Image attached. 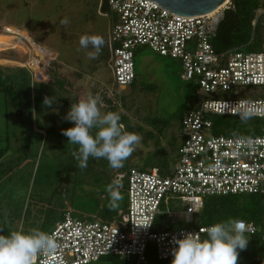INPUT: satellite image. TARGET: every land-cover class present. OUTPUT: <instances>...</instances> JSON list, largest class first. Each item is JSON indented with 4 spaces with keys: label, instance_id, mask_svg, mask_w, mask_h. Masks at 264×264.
<instances>
[{
    "label": "rangeland",
    "instance_id": "374dc122",
    "mask_svg": "<svg viewBox=\"0 0 264 264\" xmlns=\"http://www.w3.org/2000/svg\"><path fill=\"white\" fill-rule=\"evenodd\" d=\"M100 7L101 0H0V153L7 152L0 160V224L7 234L33 228L49 234L69 208L81 221H103L99 214L110 204L106 188L117 175L131 169L169 168L179 161L184 108L197 104L198 86L182 79L179 60L140 48L135 54L136 84L121 97L110 96L109 36L115 17L111 13L110 18L102 17ZM65 18L66 25L61 23ZM85 35L104 40L96 59L88 56L94 51L91 45L85 49L79 44ZM32 57L46 67L37 75L27 70ZM6 75L18 80V89L8 87ZM234 92L240 100L261 98L257 87H239ZM234 92L230 99L235 98ZM89 94L101 98L102 115L110 110L118 113L124 131L142 137L120 169L91 157L87 168L80 169L72 156L77 146L62 134L74 127L65 120L71 104ZM45 97L56 102L45 106ZM254 124L259 123L248 120L244 128L248 131ZM123 186L119 206L127 201ZM180 209L177 203L169 207ZM258 253L259 246L249 238L238 264H248Z\"/></svg>",
    "mask_w": 264,
    "mask_h": 264
},
{
    "label": "built area",
    "instance_id": "2783aa9c",
    "mask_svg": "<svg viewBox=\"0 0 264 264\" xmlns=\"http://www.w3.org/2000/svg\"><path fill=\"white\" fill-rule=\"evenodd\" d=\"M228 4L208 15L180 16L152 0H101L99 14L115 17L109 36L110 96L121 97L134 84L135 54L149 48L161 57L179 60L182 79L198 86L199 98L196 108L183 118L179 161L169 174L131 169L117 175L116 182L127 185L125 212L111 222L81 221L67 213L50 233L60 247L51 254H38L33 264H95L104 258L147 264L149 253L159 261H172L174 238H183L181 233L207 236L203 229L208 227L195 225L207 198L258 195L264 206V34L257 52L217 53L213 41L225 12L232 9ZM260 21L264 29V8L256 11L255 25ZM45 69L36 57L27 68L31 75ZM239 87H257L261 98L240 100L234 92ZM232 92L235 98L230 99ZM244 102L259 109L253 119L263 125L249 129L247 136L217 135L213 118H239L236 109ZM176 203L181 209L169 210ZM162 217L165 221L160 222ZM168 221L171 229L166 227ZM244 231L247 236L258 233L247 223Z\"/></svg>",
    "mask_w": 264,
    "mask_h": 264
},
{
    "label": "clouds",
    "instance_id": "9594fccd",
    "mask_svg": "<svg viewBox=\"0 0 264 264\" xmlns=\"http://www.w3.org/2000/svg\"><path fill=\"white\" fill-rule=\"evenodd\" d=\"M61 23L68 24L67 18ZM79 44L85 49L91 45L94 51L89 52L88 56L96 59L104 40L100 36L85 35L80 37ZM100 101L98 95L89 94L86 100L71 104L65 116V120L73 122L74 127L64 130L62 134L69 139V144L77 146L72 156L80 169L87 168L90 157L105 159L110 168L120 169L142 140L138 133L124 131L118 113L108 112L102 115ZM55 102L52 97H45L43 104L50 107ZM224 108H229L228 104L224 103ZM235 114H238L241 122H247L259 115V109L250 102H244L242 107L236 109ZM94 129L97 130L95 133ZM121 187L122 184L118 181L107 186L110 209L119 206L122 200L119 192ZM203 231L207 233L204 239H201L199 233H181L183 238H174L173 242L177 247L171 253L172 264H238L240 252L249 243V236L244 231V221L228 219ZM59 247L52 235L38 228L27 232L13 231L9 235H0V264H33V258L38 254H51Z\"/></svg>",
    "mask_w": 264,
    "mask_h": 264
},
{
    "label": "trees",
    "instance_id": "16d2710c",
    "mask_svg": "<svg viewBox=\"0 0 264 264\" xmlns=\"http://www.w3.org/2000/svg\"><path fill=\"white\" fill-rule=\"evenodd\" d=\"M231 3L232 9L225 12L224 19L219 26L217 38L213 41L216 52L225 53L234 49H241L246 52H257L261 50L264 29L262 22L260 21L257 25H255V20L256 11L259 8H264V0H231ZM6 78L9 80V82H11L8 85L9 88L14 87L18 89L17 79L12 78L10 75H6ZM136 81L137 75L132 86L136 84ZM195 108L196 103L186 105L184 108L185 114L183 118ZM109 112L113 111L110 110ZM250 120H256L257 123L263 125V121L260 119L252 118ZM213 122L215 126V133L217 135L231 137L250 135V133L247 132L246 127L244 128L245 122H241L238 117L220 116L215 118ZM6 153V150L0 153V160ZM153 169H159L162 175H167L169 174L171 167L164 169L157 167ZM1 178L2 177L0 176V179ZM126 187L127 185L124 184L123 188L126 189ZM109 206L110 204H107L106 207L101 210V213L99 214L100 217L98 218L107 222L115 220L125 212L127 208V201L123 202L121 206H118L115 209H110ZM69 210L64 212L63 219L67 213L72 214V212ZM228 219L242 220L244 223L253 224L258 229V233L256 235L249 236V238L252 245L259 246V253L257 258H252L248 264H264L263 198L258 195L209 197L205 200V205L202 212L196 216L195 225L200 227H210L216 223ZM159 221H165V217L160 218ZM166 227L168 229L172 228L169 224V221L167 222ZM0 235H9L5 233L3 229H1V224ZM204 238H206V236ZM152 261H155V264H172V261H159L157 257L149 253L147 264H150ZM100 262H106L105 264H136V262L133 261H125L115 258H104L96 264Z\"/></svg>",
    "mask_w": 264,
    "mask_h": 264
},
{
    "label": "water",
    "instance_id": "95a60500",
    "mask_svg": "<svg viewBox=\"0 0 264 264\" xmlns=\"http://www.w3.org/2000/svg\"><path fill=\"white\" fill-rule=\"evenodd\" d=\"M168 12L180 15V16H204L211 14L226 3L229 0H152Z\"/></svg>",
    "mask_w": 264,
    "mask_h": 264
},
{
    "label": "bare ground",
    "instance_id": "6f19581e",
    "mask_svg": "<svg viewBox=\"0 0 264 264\" xmlns=\"http://www.w3.org/2000/svg\"><path fill=\"white\" fill-rule=\"evenodd\" d=\"M226 4H227V3H226ZM226 4H225V5H226ZM225 5H224V6H225ZM224 6H222V7H224ZM8 39H12V37L9 36ZM14 39H15V38H14ZM35 68H37V67H33L34 70H35ZM35 71H36V70H35Z\"/></svg>",
    "mask_w": 264,
    "mask_h": 264
}]
</instances>
